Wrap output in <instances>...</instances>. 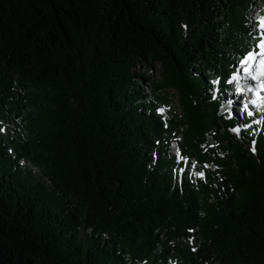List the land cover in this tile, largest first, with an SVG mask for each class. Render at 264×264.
Returning a JSON list of instances; mask_svg holds the SVG:
<instances>
[{
	"label": "trees",
	"instance_id": "obj_1",
	"mask_svg": "<svg viewBox=\"0 0 264 264\" xmlns=\"http://www.w3.org/2000/svg\"><path fill=\"white\" fill-rule=\"evenodd\" d=\"M257 4L0 0V264H264V123L222 108Z\"/></svg>",
	"mask_w": 264,
	"mask_h": 264
},
{
	"label": "rangeland",
	"instance_id": "obj_2",
	"mask_svg": "<svg viewBox=\"0 0 264 264\" xmlns=\"http://www.w3.org/2000/svg\"><path fill=\"white\" fill-rule=\"evenodd\" d=\"M250 23H253L254 29L259 33L258 44L261 40H264V31L259 28V21L261 18H264V8L261 7V2L258 0V4L251 9L249 14ZM257 53H264V49L258 47V45L252 50ZM242 56L240 58H243ZM264 60V54L259 55L256 59L249 61L248 64L241 65L240 61L238 63V73L233 77L231 82V87L228 90L224 91V104L223 110L233 109L241 115L243 108L247 105V108L252 114L253 119L259 125L264 123V86L258 88V83L263 80L261 75H264V66L260 64V61ZM248 71H245V69ZM138 71L144 74L148 79L156 82L161 81L162 77V64L159 60L154 61L152 64L147 62H140L137 67ZM157 90H154L151 85L147 86V95L150 99H154ZM166 94L169 97L168 103L172 107L176 108L178 112H181V105L179 100L178 92L175 88L165 89ZM216 93V88H213V95ZM169 108V105H161L160 112L166 113V109ZM161 109L163 111H161ZM171 152H177L176 144L173 145ZM203 172L202 169L196 170V173Z\"/></svg>",
	"mask_w": 264,
	"mask_h": 264
},
{
	"label": "snow or ice",
	"instance_id": "obj_3",
	"mask_svg": "<svg viewBox=\"0 0 264 264\" xmlns=\"http://www.w3.org/2000/svg\"><path fill=\"white\" fill-rule=\"evenodd\" d=\"M259 28L262 31H264V18L260 19ZM258 47L261 49H264V40L260 41V43L258 44ZM262 54H264V53H257V52L249 51L248 53H246L244 55V57L241 59L240 63H241V65L248 64L249 61L256 59L257 56L262 55ZM260 64L262 66H264V60H261ZM245 71H248V69L246 68ZM216 83H218V81ZM245 108H247V105H245ZM161 111H163V110L161 109ZM248 114L251 115L252 113L249 112ZM0 131H2V129H0ZM233 131H239V129H233ZM253 150H255V149H253ZM198 175L203 176L204 174L202 172H200V173H198Z\"/></svg>",
	"mask_w": 264,
	"mask_h": 264
},
{
	"label": "bare ground",
	"instance_id": "obj_4",
	"mask_svg": "<svg viewBox=\"0 0 264 264\" xmlns=\"http://www.w3.org/2000/svg\"><path fill=\"white\" fill-rule=\"evenodd\" d=\"M263 80H261L259 83H258V88L256 89L258 91V89L260 90V87H263L264 86V75H261Z\"/></svg>",
	"mask_w": 264,
	"mask_h": 264
}]
</instances>
